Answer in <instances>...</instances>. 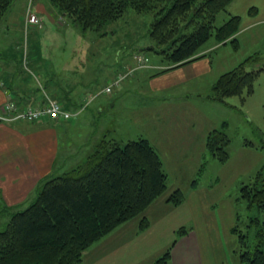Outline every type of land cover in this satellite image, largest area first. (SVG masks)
Instances as JSON below:
<instances>
[{
    "label": "rangeland",
    "instance_id": "obj_1",
    "mask_svg": "<svg viewBox=\"0 0 264 264\" xmlns=\"http://www.w3.org/2000/svg\"><path fill=\"white\" fill-rule=\"evenodd\" d=\"M51 9L56 11L49 0H16L12 7L13 13L7 17L4 16L0 22V60L4 57L1 53V45L11 41L10 34H12L20 39L18 42H21L19 46L16 44L14 46V52L18 48L19 56L25 52V57L27 55L33 57L34 53L38 52L54 62L49 71L50 77L66 76L68 82V68L72 67V76L79 77L80 81H75L80 85L76 88L78 92L81 89L94 92L96 89L99 93L100 86L109 81L112 75L117 76L120 83L131 79V82L123 89L118 86L113 91L111 88L110 92L96 93L99 95L96 100L87 97L85 102L88 107L85 109L87 113L85 115H88L90 120L87 125L79 124L77 127H72L71 138L77 139L74 131L78 130L81 140L85 138L83 146L93 147L95 145L93 140L96 139L97 143L104 134L121 141L122 144L131 139L148 137L150 141L156 142L153 145L160 148L164 143H161L162 138L157 132L164 134L167 138L183 137L184 132L190 131L189 128L187 129L190 123H196L201 129L216 126L209 133L220 128L230 137L227 146L229 158L224 163L218 161L206 146L207 137L197 159L161 158L167 173L166 188L144 213L148 225L145 226L144 222L142 224V217L139 216L122 223L84 250L83 263L116 264L113 255L114 247L133 237L134 231L147 229L173 206H177L170 201L174 191L180 189L186 198V193L190 194L188 189L197 183L203 187L201 190L203 216L212 224L215 220L218 223V231L213 233V236L217 237L213 241L216 260L219 258V262H224L225 256V259L227 257L225 264H237L238 238L232 231V226L234 227L235 224L242 232H247L250 214H258L264 220L263 212L258 213L256 209L251 211L246 202L240 199L241 186L251 182L257 171L264 165V71L260 72L254 80L251 94H248L245 89L242 95H232L221 101H211L213 99L209 97L199 98L196 92L199 86L194 84L189 93L184 86L166 89V91L152 89L150 79L156 77V74L161 73L160 71L164 68H171L175 63L154 50L156 44L150 36L153 19L151 12L138 13L128 10L123 17L110 23L105 30H89L83 34L76 27L69 25L65 16H60L57 11L55 14ZM31 15L37 17L36 21H31ZM221 22L219 20L218 24ZM8 29H10L9 39L5 37ZM11 29H13L12 32ZM241 39L242 45L239 50H235L233 44L229 43L228 46H223L217 51L214 56L215 73L212 76L226 70L225 65L235 66L242 58L257 51L261 53V59L257 63L250 64L248 69L258 68L264 64V23L252 28ZM214 41L218 42L212 35L205 45ZM143 65L154 66L150 70L153 72L150 73L152 76L136 72ZM23 68L28 71V62L23 65ZM117 72L120 74H113ZM133 75L136 77L134 78ZM208 78L209 76H206L197 84L202 81L207 82ZM116 97L120 102L117 106L121 114L119 125L111 108L106 106V99L112 101ZM49 99L52 98H47V101ZM100 104L108 108L101 114L97 113ZM78 113L75 112L76 115L71 122L76 120ZM106 118L108 120H105ZM184 127L186 128L183 132ZM178 133L181 134L178 135ZM201 139L202 136L198 142ZM246 141L252 142L253 146L245 144ZM63 172L55 170L52 173L59 175ZM33 196L28 200L27 205L24 203L22 205L25 206L20 208H26ZM3 210V208L0 209L1 227L9 219ZM158 227L163 228V224L159 223ZM182 229L187 227L180 226L175 232L168 233V238L164 235L158 240L163 245L168 242V247L160 255L153 257L154 259L149 258L141 264L156 263L158 257L163 255L177 239L178 231ZM163 231V229L160 230V233ZM147 247L141 251L132 248L136 251L133 259H140L149 254ZM128 256L129 254H126V257ZM219 262L217 264H220Z\"/></svg>",
    "mask_w": 264,
    "mask_h": 264
},
{
    "label": "trees",
    "instance_id": "obj_2",
    "mask_svg": "<svg viewBox=\"0 0 264 264\" xmlns=\"http://www.w3.org/2000/svg\"><path fill=\"white\" fill-rule=\"evenodd\" d=\"M49 1L60 16L67 18L69 25L83 34L89 30H105L128 10L151 12L150 36L156 44L154 50L175 65L200 56L198 52L212 35L218 43L229 41L238 47L235 35L239 30V16H223L232 0ZM15 2L0 0V22L13 13ZM10 35L15 40L10 44L14 51L15 44L19 46L21 42ZM14 54L19 57L18 48ZM259 59L258 53L248 55L222 73L214 84L212 97L221 101L242 95L245 89L251 94L264 64L251 70L248 66ZM105 135L83 162L62 174H50L42 179L26 208L6 205L0 195V209L9 217L0 226V264H84V250L122 223L139 216L142 224L148 225L144 213L166 188L167 173L160 154L146 137L122 144ZM229 141L226 131L217 128L208 134L206 146L224 163L229 158ZM245 144L253 146L250 141ZM184 198L179 189L173 192L170 201L178 205ZM240 199L251 211L264 213V165L251 182L241 186ZM247 226V232L235 224L232 226L238 238L236 253L243 264H264V220L258 214H250ZM185 232L186 229L178 231L179 235ZM175 241L154 264H172Z\"/></svg>",
    "mask_w": 264,
    "mask_h": 264
},
{
    "label": "crops",
    "instance_id": "obj_3",
    "mask_svg": "<svg viewBox=\"0 0 264 264\" xmlns=\"http://www.w3.org/2000/svg\"><path fill=\"white\" fill-rule=\"evenodd\" d=\"M225 14L224 17L229 15L239 16V30L235 35L238 47L233 45L235 50H239L242 45L241 38L244 37V34L255 26L264 23V0H232L228 3ZM5 37L9 39L8 34ZM12 40L14 39L12 38ZM11 41L4 43L3 46L1 45L4 57L0 60V113H3L1 110L3 103L10 98L14 99L18 106L26 107L40 106L50 97L61 102L66 109L79 112L78 117L73 122L62 119L39 121L25 119L0 120V195L6 205H20L22 207V204H28V200L32 198L37 185L42 179L53 174L52 172L55 170L61 172V170L66 171L72 168L83 162L92 152L94 146L84 147L85 138L81 140L78 130L74 131L77 139L71 138L72 127H77L79 124L87 125L90 120V117L85 115L87 114L85 109L88 107L85 101L88 98L96 100L99 97L97 94L110 92L111 89L110 91L105 89L107 86H111L112 91L118 86L123 89L126 84L131 82V79L120 83L117 76L112 75L113 77L109 81L100 86L99 93L96 92V89L94 92L87 89H81L78 92L76 88L80 85L76 82L80 81L79 77L72 76V67L69 66L68 68V82L66 76L52 78L49 71L54 62L51 59L49 60V58L38 52H35L33 57L28 55L25 57L24 54L18 57L11 49ZM229 43V41L221 43L214 41L207 45L204 44L198 53L200 56L197 58L183 64L174 65L168 69L164 68L160 71L161 73L156 74V77H152L150 79L152 89L166 91V89L184 86L189 93L194 84L199 86L196 91L199 98L209 97L213 99H210L211 101H216L211 96L215 82L222 73L236 66H232L233 64L231 66L225 65L226 68L224 69L226 70L212 76L216 67L214 63L215 54L223 46H228ZM257 53L261 57V53L258 51ZM244 59L242 58L239 63ZM27 62L28 71L23 68V65ZM76 65L78 67L79 63ZM153 67L143 65L136 72L147 75L153 73L150 71ZM113 74L117 75L120 72ZM206 76H209L207 82L202 81L197 84L199 80H204ZM133 77L136 76L133 75ZM110 81H112L111 84L107 85ZM106 100V106L111 108L116 123L119 125L121 119L120 110H117L120 103L119 99L116 97L112 101ZM105 110H108V108L100 104L97 113L101 114ZM123 118H126L124 114ZM105 120H108V118ZM195 124L190 123L187 125V129L189 128L190 131L184 132L186 128L184 127L183 137L167 138L164 134L157 132L162 138L161 143L164 144H161L162 147L160 148L154 146L162 159L187 160L199 158L198 154H201V147L205 145L207 135L216 126L201 129ZM180 134L178 133V135ZM200 136H202V139L198 142ZM146 138L148 139V137ZM148 140L150 141V138ZM150 142L156 144V142ZM93 143L96 144V139L93 140ZM196 185L197 183L188 189L190 194L186 193V198L182 204L173 206L168 211L166 210L167 212L147 229H138L132 234L133 237L118 243L113 249L116 264H141L149 258L152 259L160 255L168 247V242L163 245L158 240L163 238L164 235L168 238V233L171 234L178 227L184 225L187 227L186 232L179 235L172 246V264H217L220 260L219 258L216 260V254L214 253L213 241L217 237H214L213 233H217L218 223L214 219L215 223L212 224L208 218L203 216L201 206V190L203 187L200 184ZM168 212L170 213L166 215ZM159 223L163 224V228L158 227ZM162 229L164 231L160 233ZM146 247L150 253L134 260V252H136L134 250L139 249L141 251ZM126 254H129V256L126 257ZM226 259L224 256V262L219 263L225 264ZM237 260V264H243L240 258H237Z\"/></svg>",
    "mask_w": 264,
    "mask_h": 264
},
{
    "label": "built area",
    "instance_id": "obj_4",
    "mask_svg": "<svg viewBox=\"0 0 264 264\" xmlns=\"http://www.w3.org/2000/svg\"><path fill=\"white\" fill-rule=\"evenodd\" d=\"M30 19L31 21H36L37 17L31 15ZM105 89L110 91L111 86H107ZM1 110L3 113H0V120L8 121L16 119H25L28 121H39L44 119L70 120L75 116L74 112L66 109L61 102L55 99H49L40 106L20 107L10 98L3 103Z\"/></svg>",
    "mask_w": 264,
    "mask_h": 264
}]
</instances>
